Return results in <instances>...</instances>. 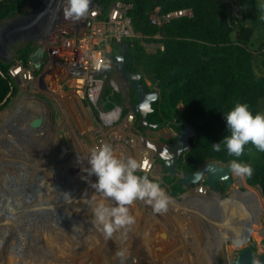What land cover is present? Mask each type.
Wrapping results in <instances>:
<instances>
[{
	"label": "rangeland",
	"instance_id": "obj_1",
	"mask_svg": "<svg viewBox=\"0 0 264 264\" xmlns=\"http://www.w3.org/2000/svg\"><path fill=\"white\" fill-rule=\"evenodd\" d=\"M252 1L236 0V4L245 5L242 8L238 7L236 12L240 10L241 12H246L250 9ZM258 2L260 3L259 12L262 14L260 18H263L264 0H257ZM26 3L28 4L24 6L23 12H27L30 9V2ZM22 11H17L13 15L23 13ZM151 16L158 18V12L156 10L152 11ZM236 35V32H233V36L236 37ZM155 36L160 37L159 34ZM263 36L264 29L262 30V35L257 33L250 42V45H252L250 48L255 56L254 71L256 76L264 75V66L262 64L264 43H260L264 39ZM138 41L144 44L149 52L155 51L157 46L162 45L161 43L146 41L145 38ZM25 44L20 43L13 47V52L16 54V51ZM146 73L144 72L145 79L147 82L149 81L152 89L160 91L157 83L152 80L156 77L153 78L146 75ZM111 79L117 80V73L114 70H111L109 80L104 86L100 97L99 106L102 109H109L113 104L117 103L121 104L122 107L125 105L126 97L122 85L120 84L118 91H114L110 83ZM46 81L47 79L40 70L35 72V77L30 82L18 83L15 80L14 82L17 85L15 93L11 94L8 103L0 109V152L4 153L1 155L2 157L0 156L1 199L4 198L7 201L10 197L9 200L12 204L15 198V200L20 198L19 200L24 201L25 194L31 192V190L35 192L31 186L35 184V181L38 184V178H40V182L44 186L43 192L40 191L35 200L33 199V201L23 206L20 203V216L11 220L10 227L12 229H8L6 232L5 230H0V250L2 248L7 249L0 263L25 264L23 263V257H15L12 253H8L11 251L9 250L11 245H14L17 249V254H23L29 249L31 251L30 247L35 241H41L38 244L41 247L52 248V243H49L46 239L44 240L43 234H41V231L49 226L56 228V232L68 231L70 234L68 238L70 237L76 246L74 248L71 245H65L66 249L64 248L57 254L62 258L61 262H57V264H231V261L236 259L240 249L251 242H256L258 254L264 252V236L258 237L253 233L245 232L238 228V222L242 223L246 216H250L248 214L249 207L257 200H254V197L250 198L253 193L244 196L234 192L232 193L233 197L225 202L227 203L228 215L227 221L222 228L221 240H224L221 245H218L213 225L216 220L212 217V215L219 217L214 214L215 210L218 212L215 207V199H210L213 203L210 210L201 209L200 207L202 206L195 202L199 199L203 203V198L208 197L210 193L204 195L196 193L197 184L183 186L184 190L181 193L177 195L171 194L170 186L172 183H168L166 179L169 176L177 179V176L175 173L172 174L170 172L167 164L169 156L165 157L164 154L156 156L153 169L150 172H143L137 169V174H147L149 178L160 181L161 187L171 197L167 210L157 212L144 200L135 199L127 205L129 213L134 217V223L126 226V228L114 231L110 238H106L94 223V213L91 216L85 213L88 207L93 209V206L97 203L103 202L111 206L113 202L92 187V182L96 180V177L95 175L89 176L86 171L87 167H89L87 158L94 147L108 143L112 145L117 156H133L139 160V150L143 145V141L138 136L141 133L136 131L138 127L134 129V126L126 120L125 110L122 117L113 125L103 124L99 120L98 109H92L86 104L81 105L82 107L73 105L71 102L74 96L66 95L63 90L62 97L59 94L60 90H51L47 87ZM30 104H37L38 107L34 109L43 111L45 121L42 133L39 132L34 136L31 133L26 137L25 128L28 124V119H24L22 113H29V111L34 110L30 107ZM261 107L264 112V98L261 99ZM10 123L21 124L22 127L19 131L17 129L14 130L12 126H7ZM156 129L165 131L162 134L164 142L169 143L174 140L175 134L173 136V130H175V127H173V124H162ZM3 130L8 131L5 132ZM50 138H55L53 144L48 142ZM62 143L68 146L69 151L66 157L63 156L58 159L60 144ZM120 143L124 144L125 150L120 148ZM45 151H49V155H45ZM69 161H77V163L72 164L76 165V167L72 168ZM47 166L51 170L50 174L54 170L57 172L49 180V177L47 178L49 185L47 182L44 183L46 181V171L49 170L46 168ZM67 167L69 169L77 168L75 173L68 172L65 174L67 176L72 174L67 183L68 190L64 189L63 192L65 194L63 196L53 194L50 199H46L50 192L58 191L56 188L58 181L56 179H61L60 173H64ZM77 170L79 172L81 170L84 171V174L81 175V181H85L83 185L88 187L87 189H81L80 192L77 188L81 181H75L72 178L73 175H77ZM232 175L233 184L229 186L227 191L237 187L239 184H244V180L239 178L234 172H232ZM250 187L259 192V196L264 203V195L261 189L257 185H250ZM250 187L243 186L242 188L249 189ZM11 192H13V195H10ZM80 193L84 194L85 200H71V197L74 196L73 194L76 197ZM224 196L225 194L221 198L224 199ZM18 203L14 204L18 205ZM1 207H5V201L1 202ZM24 208L25 210L29 209L27 216L43 209L53 208L58 210V218L52 215L53 210L43 215L37 214L33 216L34 219L27 221L30 218L26 217V214L21 215L24 214ZM251 208L254 209L255 207L252 206ZM7 209L5 210L7 211ZM5 210L0 213V217L5 214ZM258 215L259 221L255 222V224L259 223V226L263 227L264 210L260 211ZM254 216L255 214L251 219ZM22 217L23 220H20ZM1 221L3 222L4 220H0V224ZM221 222H223L222 219ZM93 231H97L99 237L96 236L95 238ZM88 234H92L95 240L82 243L84 237ZM96 246H102V249H97ZM32 251L31 253H33ZM39 252L41 253V249H39ZM118 252L121 255H118ZM201 256L205 261L202 259L200 261Z\"/></svg>",
	"mask_w": 264,
	"mask_h": 264
},
{
	"label": "trees",
	"instance_id": "obj_2",
	"mask_svg": "<svg viewBox=\"0 0 264 264\" xmlns=\"http://www.w3.org/2000/svg\"><path fill=\"white\" fill-rule=\"evenodd\" d=\"M102 1L107 8L114 0ZM125 1L133 2L129 15L134 29L142 33L133 40L136 56L131 69L155 74L156 78L152 80L160 89V96L152 102L153 110L148 113L147 119L158 123L157 127L171 123L175 129H180L190 124L196 131V135L190 138V149L180 156L179 166L195 171L206 160L227 162L231 159L251 164L253 174L239 178L248 187L261 185L264 195V151H259L249 142L244 146L243 153L236 157L229 154L223 144L220 151L211 147V143L219 142L229 134L223 113H227L237 102L247 103L253 113L263 112L264 75L256 76L255 56L250 48L251 36L258 23L257 0L252 1L246 12L235 11L236 0ZM26 2L0 0V21L15 14ZM239 5L241 8L245 6ZM157 6L161 14L181 8L192 9V13L173 16L159 24L151 17ZM233 32H236V37ZM143 38L151 43H161L164 48L157 46L155 51L149 52L138 41ZM32 49V42H29L21 46L17 53L27 62ZM262 56L264 66V51ZM10 64L0 59V109L8 103L10 91L14 94L17 88L8 73ZM141 82L146 83L144 79ZM147 90H150L148 86ZM167 178L166 181L172 183L171 194L177 195L184 190L176 178ZM249 189L257 199L252 206L256 208L258 205L264 210L259 192L252 187ZM251 207L248 214L254 215L255 208ZM261 229L262 226H259L257 232L261 233Z\"/></svg>",
	"mask_w": 264,
	"mask_h": 264
},
{
	"label": "water",
	"instance_id": "obj_3",
	"mask_svg": "<svg viewBox=\"0 0 264 264\" xmlns=\"http://www.w3.org/2000/svg\"><path fill=\"white\" fill-rule=\"evenodd\" d=\"M97 1L89 0V8L92 7ZM103 4V2H102ZM67 7V0H34L30 6V9L26 13H20L16 15H12L7 17L5 20L0 22V58L3 61H7L12 59L14 56L13 47L17 46L20 43H29V42H44L49 36H51L57 26L62 22L64 17V9ZM239 6H235V11H237ZM130 48V42L128 40H123L118 43V51L111 55L113 62V69H115L119 75L121 76V80L124 84V88L129 90H134L136 92V96L138 101L134 104L131 101H127V106L130 107V110H133L135 114H139L138 126L141 128L147 127H156L157 123H153L147 119L148 113L153 110L152 102L155 101L160 93L157 89L147 90L146 86L141 83L142 72L133 71L128 67V63L132 60L133 56L127 58V51ZM44 48L39 45L30 55V58L36 65L41 66L43 61ZM145 75V74H144ZM146 75L155 78V74L146 73ZM127 89V91H128ZM126 92V91H125ZM128 92H126L127 94ZM12 90L9 93L11 96ZM8 97L4 99L7 100ZM3 101V102H4ZM44 115L43 111H37L33 116L28 117V124L26 126V137H28L31 133L33 136L37 133H42L44 129ZM7 126H12L13 129H17L18 131L22 127L21 124L15 125L14 123H10ZM12 129V131H13ZM140 132V129H137ZM17 134V133H16ZM196 135L195 128L187 124L184 127L177 129L174 140L172 142H160L153 141L144 134H141V140L143 141V145L145 148L151 149L153 151L154 156L164 154L165 157L169 156L168 166L170 168V172L175 173L177 176V180L179 184L182 186L195 185L204 181L212 193L211 196L203 198V203L210 202V199L217 200L216 208L219 209L222 205L225 204L232 196V193L237 192L240 195H248L249 189H243L245 186L243 184H239L237 187H233L230 190V194L227 195L224 199L221 198V193L224 190V187L230 186L233 184V175L230 169V163L233 159L227 162H221L219 160H206L199 164L198 168L195 171H188L179 166L180 156L188 151L191 147L190 138ZM18 136V134H17ZM60 152L58 154V159L66 156L69 148L66 144L62 143L60 145ZM61 181L58 182L57 185V196H63L65 194L64 189L68 190L67 183L70 178L67 175H63ZM35 181V184L31 186V188L35 190L33 192H28L25 194L21 205H27L30 201L35 200L38 193L43 192L44 186L40 182ZM250 185V184H249ZM261 191L262 186L257 185ZM66 192V191H65ZM9 193V192H8ZM13 195V192L10 193ZM18 195V194H17ZM204 195V194H200ZM254 195V194H252ZM250 195V198L254 197ZM215 197V198H214ZM256 200V198H253ZM247 200V199H246ZM14 202H18V200H14ZM11 204V203H8ZM257 204V203H256ZM54 210V211H53ZM52 212L56 218L58 214V210L55 209H43L40 212H35L29 214V218L27 221L34 219L33 216L37 214H44L46 212ZM216 211V210H215ZM262 211L261 207L257 205L255 208V216L250 220V225L254 222H258V214ZM9 215H11L10 210L7 209ZM55 220V218H54ZM25 232V230L22 229ZM29 233V232H28ZM27 233V234H28ZM224 240V239H223ZM223 240H220L218 237L216 242L218 245H221ZM252 244L241 250L237 258L231 262V264H264V255L260 258L256 259L253 254ZM216 248V247H215ZM16 249V248H15ZM17 251V249H16Z\"/></svg>",
	"mask_w": 264,
	"mask_h": 264
},
{
	"label": "built area",
	"instance_id": "obj_4",
	"mask_svg": "<svg viewBox=\"0 0 264 264\" xmlns=\"http://www.w3.org/2000/svg\"><path fill=\"white\" fill-rule=\"evenodd\" d=\"M132 7L131 1L114 0L107 9L96 2L79 18L64 14L62 22L53 35L44 42H36V47L41 45L44 48L43 63L40 68H37L30 58L31 54L27 62L15 55L10 62L8 73L18 83H22L32 81L35 72L40 70L47 79V87L53 91L60 90L61 96L63 90L66 95L74 96L73 101L79 107L86 104L92 109H98L99 120L103 124L113 125L122 117L123 109L120 108L117 117L106 119L107 112L120 106L116 104L113 108L102 109L99 102L113 68L111 58L113 50L121 41L142 35L133 28L129 15ZM154 10L158 12V18L151 17L159 24L173 16L192 13V9L186 8L165 14L160 13L159 6ZM160 46L164 48L163 45ZM119 79L117 74V80H110L115 91L120 89ZM125 118L131 125L136 126V114L133 110H130ZM150 151L143 148L141 153L143 159L138 160L142 165L138 168L139 171L150 172L153 169L155 160ZM195 190L198 194H206L208 187L202 181L197 184Z\"/></svg>",
	"mask_w": 264,
	"mask_h": 264
},
{
	"label": "clouds",
	"instance_id": "obj_5",
	"mask_svg": "<svg viewBox=\"0 0 264 264\" xmlns=\"http://www.w3.org/2000/svg\"><path fill=\"white\" fill-rule=\"evenodd\" d=\"M88 8L89 0H67L65 15L79 18L87 13ZM223 115L229 134L219 142L211 143L214 151H220L223 144L229 154L239 157L249 142L264 151V112L253 113L247 103L237 102ZM87 162L88 175L96 177L92 187L113 202L111 206L100 202L92 209L94 223L106 238L134 223L127 205L135 199L144 200L157 212L167 210L171 197L159 180L151 179L147 174H137V169L142 166L137 158L117 156L111 144L103 143L91 150ZM230 169L239 177L251 176L254 171L251 164L235 159L231 161Z\"/></svg>",
	"mask_w": 264,
	"mask_h": 264
},
{
	"label": "bare ground",
	"instance_id": "obj_6",
	"mask_svg": "<svg viewBox=\"0 0 264 264\" xmlns=\"http://www.w3.org/2000/svg\"><path fill=\"white\" fill-rule=\"evenodd\" d=\"M75 103V102H74ZM31 106V108L32 109H34V108H36V107H38L37 106V104H34V105H32V104H30ZM47 108V107H46ZM76 108V107H75ZM38 109H34V110H32V111H29V113L27 112V113H22V116L24 117V119L25 118H27L28 119V117H31V116H33L34 115V112L35 111H37ZM106 114H108V112L106 113ZM3 131H8V130H3ZM11 133V132H10ZM54 140H55V138H50V140H48V142L49 143H51L52 142V144H53V142H54ZM5 148V147H4ZM122 149H125V147L123 146L122 147ZM152 151V150H151ZM151 151H150V154H151ZM1 154H0V156L2 155V154H4V153H2V151L0 152ZM152 153H153V151H152ZM13 156V155H12ZM67 156V155H66ZM65 156V157H66ZM152 156V155H151ZM2 157V156H1ZM140 158H142L143 159V157H141L140 156ZM141 159V160H142ZM70 162V164H71V167L72 168H74V167H76V165H72V164H75V163H77V161H69ZM64 166V165H63ZM62 166V167H63ZM80 166V165H79ZM47 169H49V170H47L46 171V181H44V183H48V181H47V178H48V180L50 179V177L51 176H53L55 173H57L55 170L50 174V168H49V166H47L46 167ZM77 169V168H76ZM76 169H69V167H67V170H64V173H60L61 175H60V178H63L64 176L63 175H65V174H67L68 172L69 173H75V171H76ZM41 170H44V169H41ZM82 171V172H81ZM80 172L77 170V175H73V177L72 178H74L75 179V181H81V175L82 174H84V171L83 170H81ZM45 172V171H44ZM70 177L69 178H71V176H72V174L71 175H69ZM58 182L59 181H61V179H56ZM73 180V179H72ZM71 180V181H72ZM43 182V181H42ZM85 181H81V183H80V185H79V187L77 188L78 189V191L80 192V190L82 189H87L88 187L86 186V185H83V183H84ZM48 185H49V183H48ZM83 185V187H81ZM68 186V185H67ZM249 192H248V194H251L252 193V191H250V190H248ZM56 192L57 191H54V192H50L47 196H46V199H50L51 198V196L53 195V194H56ZM72 193H74V192H72ZM86 194V193H85ZM88 194V193H87ZM74 196H75V194H73ZM81 195V196H80ZM80 195L79 194H77V196L76 197H71V200H77V199H80V201L81 200H85L86 199V197H84V194L82 195L81 193H80ZM1 194H0V199H1ZM80 196V197H79ZM9 199H10V197H9ZM9 199H7V201L3 198V199H1L0 200V213L2 212V211H4L6 208H8V210H10V212H11V215H9L7 212H5V214L2 216V217H0V220H4L3 222L1 221V224H0V226H1V229L0 230H5V232L8 230V229H12L10 226H11V220H14L16 217H18V216H20L19 214V208H20V203H22V200H19L18 199V201H19V203L18 202H14V203H18V205H15L14 203L12 204H8V203H10L11 201L9 200ZM16 199V198H15ZM14 199V200H15ZM9 200V201H8ZM24 200V199H23ZM5 201V207L4 208H2L1 207V202H4ZM195 203H197L199 206H202V207H200L201 209H206L207 211L208 210H210L211 209V207L213 206V203L210 201V202H208V203H202V201L201 200H199L198 199V201H196ZM202 203V204H201ZM37 204V203H36ZM39 206H41V204H39ZM48 207H49V205H47ZM78 206V205H77ZM30 208V207H29ZM61 208V207H60ZM62 209V208H61ZM24 210H25V208H24ZM6 211V210H5ZM28 211H29V209L28 210H25L24 211V214H21L22 216L23 215H25L26 214V217H28L27 216V213H28ZM86 215H89V216H91L92 214H93V210H92V207L91 208H89L88 207V209L86 210V213H85ZM215 215H217V216H219V217H216V216H213L212 215V217L216 220V223L215 224H213L214 225V229H215V237L216 238H220V240L222 239V228H223V225H224V223H226V221H227V215H228V208H227V203H225L224 205H222L219 209H218V212H216L215 211V213H214ZM250 216H248L247 217V219L243 222V224H241V225H238V228L239 229H242V230H244L245 232H250V233H253V234H255V235H257L258 237H261V236H264V226L262 227V229L260 230L261 231V233H258L257 232V229H259V223H257V224H255V222L254 223H252L253 225H255V227L253 228V225H250V220H251V217L253 216V214L252 213H250L249 214ZM252 215V216H251ZM17 219V218H16ZM221 219H222V221L223 222H221ZM20 220H23V217L22 218H20ZM218 222V223H217ZM17 223V222H16ZM16 223H15V225H16ZM30 223V222H29ZM31 225V224H30ZM258 225V226H257ZM12 227H15V226H12ZM56 228H53L52 226H49V227H47V228H44V230L43 231H41V234H43L42 236L44 237V240L46 239V240H48V242L49 243H52V245H53V247L52 248H44V247H41V246H39L38 244L39 243H41V241L40 242H38V241H35V242H33L32 243V245H31V251L33 252V253H31V251H30V249H29V251H27V252H25V253H23V254H17V251H15V247H14V245H11V248L9 249V250H11V251H9L8 253H12L15 257H18V256H21V258L23 259V263H25V264H57V262L59 263V262H61V260H62V258L59 256V255H57L58 253H59V251L61 252V250H64V248H65V245H71L72 247H74V248H76V246H75V243L73 244V240L72 239H70V237L68 238V236H70V234H69V232L68 231H59V232H56ZM38 231H40V230H38ZM37 232V231H36ZM35 232V233H36ZM93 233H95V238H96V236L97 237H99V234L97 233V231H93ZM6 234V233H5ZM86 234V233H85ZM213 237V236H212ZM1 239V238H0ZM36 240V239H35ZM89 240H95L94 239V237H93V235L92 234H88V235H86V237H84V240L82 241V243H85V241H89ZM72 242V243H71ZM4 243V242H3ZM2 243V244H3ZM82 243H80L81 245H82ZM104 243V242H103ZM31 244V243H30ZM198 244H199V242H198ZM97 245V244H96ZM78 246V245H77ZM96 248L97 249H102V246H96ZM194 248H196V247H194ZM26 249V248H25ZM39 249H41V253L39 252ZM66 249V248H65ZM200 249V248H199ZM6 250L7 249H1L0 250V260H3L2 258L4 257V254H5V252H6ZM205 251V250H204ZM137 253V252H136ZM135 253V254H136ZM62 256V255H61ZM204 256V255H203ZM142 259V258H141ZM202 256L200 257V261H202V260H204L205 261V259H202ZM66 260V259H65ZM69 261H71V260H69ZM199 261V260H198ZM67 262V261H66ZM110 263V262H109ZM0 264H3V262H1Z\"/></svg>",
	"mask_w": 264,
	"mask_h": 264
},
{
	"label": "flooded vegetation",
	"instance_id": "obj_7",
	"mask_svg": "<svg viewBox=\"0 0 264 264\" xmlns=\"http://www.w3.org/2000/svg\"><path fill=\"white\" fill-rule=\"evenodd\" d=\"M34 1V0H33ZM33 1L32 0H27V2H30V6H31V4L33 3ZM97 2H99L100 4H102V0H96ZM26 4H28V3H26ZM102 6H104V8H105V4H104V2H103V4H102ZM110 6V5H109ZM108 6V7H109ZM107 7V8H108ZM107 8H105V9H107ZM23 13H26V12H23ZM1 21H3V20H1ZM0 21V22H1ZM134 28V27H133ZM134 40V38L131 40V41H133ZM32 43H36L35 41H33ZM134 41H133V45H132V47H131V45H130V48H129V50L127 51V58L128 57H130L131 55L133 56V58H132V60L128 63V67L129 68H131V66H134L133 65V59L135 58V56H136V51L134 50ZM37 47H35L34 46V48L32 49V51L30 52V54L36 49ZM118 51V46L113 50V53H116ZM29 54V55H30ZM15 56H13L12 57V59L14 58ZM12 59H10V60H7L6 62H11L12 61ZM14 62V61H13ZM134 70V69H133ZM135 71V70H134ZM137 72H141V71H137ZM143 73V72H142ZM142 79H144L145 80V82H146V79H145V75H144V73L142 74V77H141ZM141 79V80H142ZM147 85L149 86V88L150 89H152V87L150 86V84L149 83H147ZM128 89V87L126 88V90ZM128 96L130 97V101H131V103L132 104H134V103H136L137 101H138V99H136V97L134 98V94L133 93H136L133 89L132 90H129L128 89ZM119 111H120V107H116L115 109H113V111H110V112H108V114H106V119L108 118V119H111V118H115V117H117L118 116V114H119ZM136 124H137V127L139 128V126H138V120H139V114H136ZM154 123V122H153ZM158 125V124H157ZM150 128H152V127H147V128H139L140 129V131L141 132H143L144 130H147V129H150ZM155 128H159V127H155ZM61 145V144H60ZM120 145H121V149H122V147L124 146V144H121L120 143ZM125 150V149H124ZM142 151H143V149L142 148H140V150H139V153H142ZM45 152H47V153H45ZM44 152V154L46 155V154H48L49 155V151H45ZM60 152V151H59ZM152 152V151H151ZM141 156V154L139 155V157ZM229 189V186H227V187H224V190H223V192L220 194L221 196L223 195V194H225V196H224V198L227 196V195H229L230 194V191H227ZM210 193V194H209ZM206 194H209V196H211V192H210V190L208 189V191H207V193ZM206 198V197H205ZM215 198V197H214ZM212 199H213V196H212ZM217 204V200H215V205ZM253 245L252 246V250H253V254L255 255V258L256 259H258V258H260L262 255H264V252H262V253H260V254H258V252H257V244H256V242H251L250 244H248V245H246L245 247H243L242 249H240V251L241 250H243V249H245L246 247H248L249 245ZM237 258V257H236ZM232 262V261H231Z\"/></svg>",
	"mask_w": 264,
	"mask_h": 264
},
{
	"label": "crops",
	"instance_id": "obj_8",
	"mask_svg": "<svg viewBox=\"0 0 264 264\" xmlns=\"http://www.w3.org/2000/svg\"><path fill=\"white\" fill-rule=\"evenodd\" d=\"M27 4L25 3L24 4V6H26ZM258 5H259V9H260V3L258 2ZM24 6L23 7H21L18 11H22V10H24ZM236 6H239V7H241V5H236ZM23 12V11H22ZM26 12V11H25ZM64 14H65V11H64ZM262 14L259 12V10H258V23H257V27L255 28V31H254V34L251 36V39H252V37H254L257 33H261V35H262V30L264 29V26H263V24H264V15H263V18H260V16H261ZM260 27V28H259ZM262 27V28H261ZM259 29V30H258ZM138 33H140V35L142 34L141 32H138ZM53 35V34H52ZM51 35V36H52ZM50 37V36H49ZM263 38H264V36H263ZM129 42H130V45H131V47H132V45H133V41H131L132 40V38H128L127 39ZM261 42H263L264 43V39L263 40H261L260 41V43ZM34 46L36 47L37 46V44L36 43H32V47L34 48ZM251 47H252V45H250ZM14 53V52H13ZM15 55H18V53H17V51H16V54L14 53V56ZM44 55V54H43ZM19 56V55H18ZM1 59V58H0ZM2 60V59H1ZM6 62V61H5ZM37 66V68L39 67V65H36ZM40 68V67H39ZM112 70H114L118 75H119V73L115 70V69H113L112 68ZM119 80H120V84L122 85V88H123V91H124V94H125V97H126V100H125V105H124V107H122V105L121 104H119V103H117V105H119L120 106V108H122L123 109V112H124V110H125V108H127V111H126V114L130 111V107H128L127 106V101H129L130 100V97L126 94V92H127V90H126V88H124V84H123V82H122V80H121V76L119 75ZM142 79V78H141ZM142 81V80H141ZM142 83V82H141ZM147 83H149V81L147 82V80H146V83L144 84L145 86H146V88H147ZM149 87V86H148ZM112 88H113V90L115 91V89H114V86H112ZM151 90V89H150ZM126 91V92H125ZM159 93H160V91H159ZM135 96H136V93H135ZM136 98H137V96H136ZM138 99V98H137ZM71 103H73V105H76L77 103L75 102L74 103V101H72ZM116 106V104H113V106L111 107V108H113V107H115ZM181 106V105H180ZM181 107H183V105L181 106ZM137 121V120H136ZM158 124V123H157ZM135 127H137V124H136V126L134 125V129H135ZM157 127V126H156ZM139 128H141V127H139ZM138 128V129H139ZM176 130L177 129H175V130H173V136H174V134H176ZM136 131H137V129H136ZM163 131L164 130H161V129H156L155 127H152V128H150V129H147V130H144L143 132H139V133H141V134H144L145 136H147L148 138H150L151 140H153V141H160V142H162L163 141V139H162V134H163ZM165 132V131H164ZM139 137H140V139H141V135H138ZM168 139V141H170V139L169 138H167ZM141 148L143 149H148V148H145L144 147V145H142L141 146ZM151 150V149H150ZM141 153H139V155H140ZM153 155V157H154V160H155V158H156V156H154V154H152ZM158 173V172H157ZM160 174H162V173H160Z\"/></svg>",
	"mask_w": 264,
	"mask_h": 264
}]
</instances>
